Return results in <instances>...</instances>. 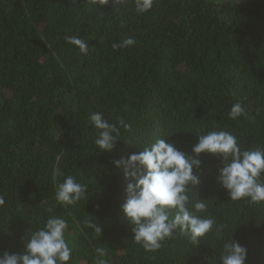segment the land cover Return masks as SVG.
Masks as SVG:
<instances>
[{
  "label": "trees",
  "instance_id": "obj_1",
  "mask_svg": "<svg viewBox=\"0 0 264 264\" xmlns=\"http://www.w3.org/2000/svg\"><path fill=\"white\" fill-rule=\"evenodd\" d=\"M128 38L135 43L112 47ZM236 102L245 114L232 120ZM93 112L131 126L118 125L111 152L95 144ZM219 130L244 149L264 147V0H153L142 14L134 0H0V255L23 254L26 234L59 216L73 249L67 264H95L96 247L107 264H209L221 248L214 233L195 244L177 231L155 252L132 240L120 208L129 181L112 162L157 137L192 155L197 135ZM199 159L190 193L208 205L199 215L232 233L245 264H264V202L230 200L216 181L221 158ZM54 171L87 184V201L58 204ZM90 217L99 236L84 224Z\"/></svg>",
  "mask_w": 264,
  "mask_h": 264
},
{
  "label": "clouds",
  "instance_id": "obj_2",
  "mask_svg": "<svg viewBox=\"0 0 264 264\" xmlns=\"http://www.w3.org/2000/svg\"><path fill=\"white\" fill-rule=\"evenodd\" d=\"M97 2V0H93ZM108 0H99L107 3ZM137 13H145L153 7V0H134ZM69 44L78 47L86 54L88 46L76 36L66 37ZM132 38L122 44H113V48L131 46ZM245 114L240 102L234 103L228 113L229 119L235 120ZM90 125L97 130L95 144L100 151L111 152L120 141L122 126L125 131L130 125L121 118L118 125L110 123L102 112L89 115ZM197 143L188 155L157 137L145 144L137 153L126 159L113 160L116 168L123 169V175L129 182L126 185V199L120 206L130 225L132 240L141 245L145 251L155 252L162 242L171 239L179 231L189 237L195 244L209 233H214L221 241L220 254L209 264H245L247 249L235 242L232 233L226 236L224 225L206 213L208 205L196 195H190L194 186L200 183L194 169L201 167V153L219 156L222 167L218 168L216 181L226 190L232 201L246 199L249 204L264 202V147L254 150L242 148L237 138L228 131H207L197 135ZM63 176L56 183L54 198L58 204L74 206L82 199L87 201L88 185L81 183L74 175L53 173V178ZM5 204L0 196V206ZM89 217V216H88ZM84 224L99 236L102 228L90 217ZM68 222L63 217L47 218L42 226L28 232L25 236L23 254L4 252L0 255V264H67L72 259V247L66 239ZM95 264H107L103 259L106 249L96 247Z\"/></svg>",
  "mask_w": 264,
  "mask_h": 264
}]
</instances>
